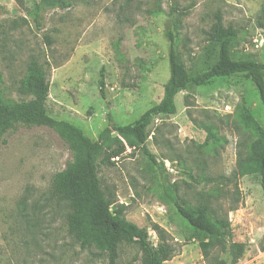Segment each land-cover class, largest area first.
Here are the masks:
<instances>
[{
	"label": "rangeland",
	"instance_id": "1",
	"mask_svg": "<svg viewBox=\"0 0 264 264\" xmlns=\"http://www.w3.org/2000/svg\"><path fill=\"white\" fill-rule=\"evenodd\" d=\"M68 6H40V0H0V94L13 101L32 59L47 70L48 114L66 120L92 140L109 124L125 125L158 103L169 75V43L191 73L209 69L219 42L208 32L218 21L235 32L233 59L264 62V0H66ZM103 68L104 94L99 87ZM264 128L257 91L241 75L182 91L174 115L152 123L148 149L164 170L148 167L140 150L126 147L119 158L99 165L101 185L124 206V217L168 235L174 254L163 264H206L196 234L162 186L175 184L188 204L206 203L227 217L225 234L244 250L236 264H264V198L255 175L237 176L239 152L251 130L240 106ZM204 125L216 141L204 145ZM0 144V264H107L94 248L81 249L67 234L64 205L51 195L54 176L71 154L47 126L15 124ZM214 255L219 254L213 251ZM117 264H141V251L122 243Z\"/></svg>",
	"mask_w": 264,
	"mask_h": 264
},
{
	"label": "trees",
	"instance_id": "2",
	"mask_svg": "<svg viewBox=\"0 0 264 264\" xmlns=\"http://www.w3.org/2000/svg\"><path fill=\"white\" fill-rule=\"evenodd\" d=\"M68 6L66 0H40V6ZM263 31L264 22L260 23ZM235 30L224 27L218 20L208 32L209 38L219 42L218 57L207 70L191 73L180 58L172 31L165 30L168 40L169 75L163 85V94L158 103L146 109L136 120L125 125L109 124L90 139L76 125L51 117L46 108L49 94L47 70L43 63L30 60L18 92L30 97L27 100L13 101L0 94V144L3 135L17 123L47 126L53 129L67 145L71 158L64 169L56 173L51 195L64 205L68 236L79 244L81 249L94 248L104 255L107 264H117L119 247L122 243L134 244L141 251V264H163L174 254V247L168 241L165 230L156 223L152 230L157 234L154 244L148 238L145 228H139L123 215L124 206L117 204L111 193H106L101 185L99 165L112 163L119 158L126 147L140 150L148 167L164 170V162L157 161L148 149L147 140L150 127L160 116L174 115L177 111L176 96L182 91L212 85L216 80L241 75L254 85L264 120V62L253 59H233L230 37ZM0 72V81H1ZM98 87L104 94L103 68L99 71ZM244 127L251 130L249 140L239 152L235 173L237 176L255 175L264 198V128L261 127L245 108L236 110ZM206 137L204 145L213 144L216 135L210 125L203 126ZM161 197L166 204H172L196 234L202 256L206 264H236L241 257L244 245L233 242L224 230L229 226L227 217L220 216L206 203L188 204L178 194L175 184L163 185ZM213 251L221 253L215 254Z\"/></svg>",
	"mask_w": 264,
	"mask_h": 264
}]
</instances>
